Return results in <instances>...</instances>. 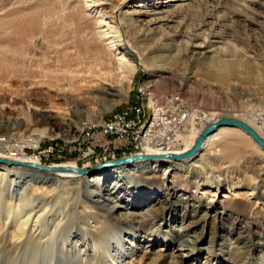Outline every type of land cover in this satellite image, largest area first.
<instances>
[{"label":"rangeland","instance_id":"obj_1","mask_svg":"<svg viewBox=\"0 0 264 264\" xmlns=\"http://www.w3.org/2000/svg\"><path fill=\"white\" fill-rule=\"evenodd\" d=\"M30 1L32 0H0V16L4 17L11 5ZM105 1H115L120 4L119 10H115L114 16L116 19H120L124 26L130 23L135 26L136 17L148 19L147 14L133 13L150 8V5L142 0ZM196 2L201 5H194L187 15L176 17L165 26L159 24L152 26L149 28L150 32H143L145 37L139 33L136 34L138 39L145 38V40L152 36L155 38V42L140 43V46L129 50L130 57L135 60L137 68L129 85L122 84L118 79L113 82L118 93L112 90L117 95L109 96V98H100L95 88L96 85L89 84V65L93 63V60L89 57L87 48L81 44L80 35L71 26L60 24L61 26L55 28L54 36L44 39L39 44L36 43L38 40L34 37L28 39L30 44L27 41L23 44L0 45V144H4V148H6V145L13 143H24L22 145L26 149L32 146L29 142H37V146H41V149L52 142L65 150L64 158L50 160V155H36L33 152H37V150L27 149L22 151L23 160L17 161L30 162L26 159L37 158L38 163H32L39 165L73 163L76 167L94 166L99 162V159L111 158V151L99 150L96 152V156L84 157L83 162L82 158L78 156V149L84 148L89 130L100 127L101 124H108L114 114H123V107L132 98H135L139 85L143 96H140V99H134V106H140L138 120L133 123L132 127H129L128 136H136L146 130L143 127L144 120L148 116V106H141V104L150 102V113H153V106L158 107V102H155V94L159 95V101H169L172 98L186 101L189 109L198 110L201 117H207L206 120L202 119L200 127L192 124L191 121L187 122L180 149L184 146V142H187V137L192 134L193 138L198 131L218 117L238 116L242 117V120L248 118L254 120V116L257 114L264 117V0L260 1L263 6L248 0H236L237 4L219 3L222 6L216 11V18L212 17L210 20L213 23L210 25L213 26L215 32L221 34L222 38H218L220 43L214 45L213 51L204 50L207 51L205 61L195 60L196 52L188 53L185 44L187 36H191L197 25L204 19L205 4L216 5L217 2L212 0H197ZM144 22L138 21L137 24L145 28ZM124 26L120 28L123 41L131 40L135 45H138L139 43L132 40V30ZM137 28L139 27L137 26ZM207 31L205 30V32ZM163 32L182 35L170 44L169 50L163 52L167 55V60L162 62L165 63L164 73L172 76L173 82L170 81V78L154 82L157 77L148 76V67L142 65L137 56L138 53L148 56L150 50H156L161 45L160 41L164 37ZM2 36L4 37L1 40L6 41L13 35L7 33ZM183 52L188 56L185 60L181 59ZM214 61L229 65L237 64V67L232 69L228 78L223 79L215 73ZM159 74L161 73L159 72ZM120 100L122 101L118 102ZM116 102L118 103L110 107L112 103ZM255 124L261 127L264 125V120H259ZM148 132V136H150V129ZM227 133L235 135V139L237 138L235 142L240 150L232 159L225 158L219 150H212V152L209 151L211 156L208 160L197 161L193 166L190 164L197 157L187 160L186 163L178 161L157 163L153 166L143 164L145 168L130 167L133 172L128 175L133 174L134 176L131 178L138 177L137 187L134 186V182L129 183L127 180L121 181L117 178L119 177L117 172L121 170V167L109 170L111 174L107 176L108 179L104 184L100 178L103 171L89 179L79 176L60 178V181H64L66 200L76 203L75 209L80 213L87 212L88 214L84 215L82 223L78 225L77 233L79 234L72 239V242L69 238L65 242L63 237V239L59 237L57 242L62 241L59 244L66 253L78 251L85 257H82L83 259L97 256L95 241L91 240L89 233L84 229L89 227V223L95 225V222H92L93 219L89 217V209L93 206H101L104 210L123 212L124 219L132 226V229L127 231L131 236L124 235L122 232L123 241L121 244L123 243V246L115 248L112 247L115 244L113 243L108 246L110 251H105V254L106 259L108 258L107 264L116 260L121 261L122 264H133V260L139 261L141 255V252L137 253L136 240L132 239L133 233L137 235L135 231L139 222L143 218L150 217L156 209L169 204L173 215L169 214L158 218L151 231L148 230L150 235H145L147 239L153 238V245L150 246L152 242L139 244L140 249L147 246L150 250L147 261L159 258V255L162 254L160 257L162 263L160 262V264H229L226 260L234 263L236 257L242 264H264V219L262 215L249 212L239 213L241 210L230 208L223 210L221 203L224 190L214 194L215 191L217 192L216 185L222 178L229 180L239 190L246 188L249 183L260 188L262 182L256 175L261 173L264 168V151L257 149L235 128L226 127L220 137ZM2 140L4 141L2 142ZM213 141L215 140H210L211 143ZM158 144L160 143L149 137L148 140L142 139V135L138 138V146L143 153L163 154L179 150L151 151ZM127 154H139L136 142H128L127 146L116 148L113 157ZM3 158L13 159L7 156ZM1 165L3 164H0V167ZM6 170L10 175H7V179L0 180V188L4 193L7 192L9 179L17 181V174L23 173L22 170L15 171L12 166L8 169L0 168V173H4ZM28 174L29 172L25 174L24 178L22 177L20 186H28L29 181L30 183L47 182L45 179L49 180L52 177L31 179ZM152 175L172 177L173 183L177 186V196L169 197L160 186L155 191H151L144 179ZM140 177H144V179H140ZM92 181L98 182V186L92 185ZM34 186L36 188H32V190L37 193L45 194L50 190V188H46L47 186L43 188L35 184ZM136 188L137 191L134 193ZM207 188L213 190H207L209 192L200 195V191ZM74 191L77 192V196L72 193ZM184 192L195 196V199L189 200V204H186L182 199ZM28 198L29 200L26 202L31 207L33 202L31 197ZM234 199L231 200L232 205H235ZM48 201L50 200L43 203L47 209L51 205ZM213 205L215 208L212 207ZM261 205L264 209V199ZM193 206L197 209L196 212H193ZM57 215L56 218L40 220L41 224L45 225L44 230L58 232L63 225L70 222V217L65 219L63 214ZM195 221H198L197 224ZM30 224L29 222L27 227ZM255 224L259 227H255ZM239 228H242L241 234L237 235L236 232ZM74 229L73 227L70 231L73 232ZM244 230H255L254 236L251 239L249 237L245 239ZM153 231H156L155 235H152ZM159 231L161 234L166 233L170 241L162 238ZM179 236L183 237L182 242L194 246L199 252L195 255L191 254L189 259L183 258L180 261V257L176 256L177 253L174 252L171 245H164L166 241L167 245L170 242H176L177 239L179 241ZM237 237H240L239 240L236 239ZM86 248L88 250L85 253L83 250ZM246 248L247 250L249 248L251 254H245ZM212 254L216 256L213 257Z\"/></svg>","mask_w":264,"mask_h":264},{"label":"bare ground","instance_id":"obj_2","mask_svg":"<svg viewBox=\"0 0 264 264\" xmlns=\"http://www.w3.org/2000/svg\"><path fill=\"white\" fill-rule=\"evenodd\" d=\"M119 0L118 2H120ZM144 3L150 5V10L144 8V11H134V14H147L148 19L136 17L134 24H126L125 26L120 22V19H116L114 16L115 10H119V3H115V1H105V0H32L27 3H15L10 6V10L6 13V15L0 16V45H12V44H23L29 43L28 39H33L34 37L38 40L36 43H42L44 39L51 38L55 34V28L62 25H68L78 32L81 37V44L87 48L89 51V57L93 60V65H89V84L96 85V90L99 93L100 98H109V96H116L114 92L118 93L115 90V86L113 82L115 80H119L122 84L129 85L131 82L132 75L134 74L137 66L135 64V60L130 57L131 53L130 49H134L135 46H140V43H149L155 42L154 37L148 38H139L136 36L137 33L145 37L144 31H149L152 26L159 24L165 26L169 22H172L176 17L187 15L189 11L193 9L194 5H201L196 2L197 0H142ZM179 1V2H178ZM204 1V0H198ZM206 1V0H205ZM210 1V0H209ZM216 1V5H207L205 4L203 17L204 19L197 25L195 32L191 36H187V41L185 44V49L194 54L196 52L195 60H204L206 58V53L214 50V45L216 43H220L218 38H222L221 34L219 35L214 31L213 24L210 20L212 17L216 18V11L220 9L222 4L219 3H233L237 4L236 0H212ZM254 3H258L259 5L263 4L258 0H248ZM173 2V3H172ZM178 2V3H174ZM206 3V2H205ZM140 6V5H139ZM143 6V5H142ZM203 6V5H202ZM112 12V13H111ZM1 15V14H0ZM139 18V19H138ZM145 21V28L140 27L137 22ZM120 22V23H119ZM127 27L132 30L131 37L134 42L139 43L135 45L131 40L122 39L120 34V28ZM137 26L139 28H137ZM206 27V28H205ZM208 27V28H207ZM210 27V28H209ZM205 30L207 32H205ZM130 31V30H126ZM164 31V30H163ZM13 35L9 40H1L4 36L2 34ZM164 37H162L160 41V46L156 50H150L148 56H144L143 53H138V60L142 65L146 68L148 67V76L149 77H157L154 79V82L161 81L166 78L173 82V77L166 75L164 73L165 66L162 62L167 60V55L163 52L169 50L170 44L176 41L177 38L181 37L180 33L169 34V32H163ZM147 35V33H146ZM159 40V39H158ZM35 43V42H34ZM33 44V43H32ZM157 44V43H156ZM36 45V44H34ZM188 56L183 52L181 55V59H187ZM162 60V61H161ZM194 61V62H197ZM172 63V62H171ZM215 65V73L219 75V77L225 79L228 78L229 74L232 73V69L237 67V64H223L218 61H214ZM65 70V69H64ZM159 72L161 74H159ZM164 74V76H163ZM157 79V80H156ZM167 82V81H166ZM165 82V83H166ZM121 84V85H122ZM65 89V88H64ZM67 89V88H66ZM109 101V99H108ZM122 100L118 101L121 102ZM171 105L178 106V101L182 103L185 108H188L186 101L178 100L175 98L170 99ZM112 103L110 107L117 104ZM189 109V108H188ZM158 110L157 106H153V118L156 119L155 114ZM36 115V114H33ZM38 115V114H37ZM208 116V115H207ZM207 117H201L200 111L192 110L189 114L185 116V121L182 122V133H177L176 130L173 133L176 135V144L178 147H175V144L171 143H160L155 148H152L151 151L155 152H168L173 149H179L173 151L172 153H183L191 148L195 139L200 134L201 131H198L195 136L192 138V134L187 137V142H184V146H182L181 140L184 138V133L186 132L187 122L191 121L192 124L199 126L201 125L202 119L206 120ZM219 118V117H218ZM216 118L214 121H216ZM230 118V117H227ZM242 117H232V119L241 120L246 123L249 127H251L261 138L264 140V125L258 127L255 122L259 120H264V117L261 114H257L254 116V120L241 119ZM213 121V122H214ZM180 122L178 123L179 127ZM83 125V124H82ZM81 126V124H80ZM83 127V126H82ZM195 127V126H194ZM228 128H235L238 130L249 142H251L257 149L264 151V149L249 135L245 130L236 126H221L215 129L212 133H210L206 139L204 140L201 149L194 155L189 158L176 160L170 158H160L153 160H139L135 161L131 164L119 165L115 167H110L102 170L103 173L100 174L101 182L104 184L107 176L111 174L109 170H113L115 168H120L117 173H119V180L124 181L127 180L130 182H134V186L137 187L138 177L131 178L134 175L130 174L133 170L130 169L137 168H145L143 164H147L149 166H153L157 163H174V162H183L186 163L187 160L195 159V161L191 162V166L200 161L208 160L209 156H211L212 150H219L225 158H233L236 154H238L239 147H237V143L235 142V135L232 133H227L220 137L223 133V130ZM240 129V130H239ZM242 130V131H241ZM148 129L142 131V139L148 140ZM25 138V137H24ZM21 139V138H18ZM215 140L213 143L210 140ZM22 140V139H21ZM4 140H2L3 142ZM239 142V141H238ZM24 144V143H22ZM20 144H11L6 145L4 148V144H0V158L7 156L8 160H23L22 151H26L25 146ZM31 148L37 146V142H29ZM21 147V148H20ZM219 147V148H218ZM206 148V149H205ZM218 148V149H217ZM203 149H205L203 151ZM208 151V152H207ZM211 151V152H209ZM202 152V153H201ZM6 154V155H5ZM141 154V153H140ZM143 154V153H142ZM148 154V153H145ZM155 154V153H152ZM163 154H171V153H163ZM160 155V154H157ZM116 157V156H115ZM114 158V157H113ZM7 159V158H6ZM110 159V158H108ZM29 163L37 162V158H27ZM106 161V160H105ZM103 162V161H101ZM201 162V163H202ZM33 163V164H35ZM99 163V162H98ZM3 164V163H0ZM97 164V163H96ZM204 164V163H203ZM57 167H76L73 163L68 164H59L52 165ZM11 166H7L6 164L1 165L0 168L5 169ZM195 167V166H194ZM15 171L22 170L23 173L17 174L18 180L15 181L13 179H9V184L7 188V192L4 193L0 188V264H107L108 258L106 259L105 251L109 250L111 244L115 243L112 247H122L123 241L121 234L124 232V235H130L128 229H132L130 222H127L124 219L123 212H115L110 209L104 210L101 206H93V208L89 209V217L93 219L92 222H95V225L89 223V227H85V231L89 233V237L91 240L95 241L96 246V254L97 256H91L89 258H85L78 251H73L72 253H66L63 247L59 244L62 241H58L63 237L65 238V242L67 239H72L77 236L79 233V224L82 223L84 215L88 214L87 212L80 213L75 208L76 203L68 202L65 196V188L64 181H60V178L66 179L71 176H79L75 172L72 171H55V172H41L38 170H30L28 168H23L21 166H12ZM10 170V169H9ZM6 170L4 173H0V180L2 178L7 179V175L9 171ZM100 171L99 173H101ZM261 173H257V178L262 182L260 188L252 183L248 184L246 188L243 190L236 189L234 185L229 182L226 178H222L220 182L216 185L217 194L218 191L221 192L224 190V194L222 195L223 202L222 209L226 208L241 210L239 213H256L261 214L264 219V209L261 205L262 200L264 199V168L261 170ZM28 176H31V179H35L37 177L41 179H45L46 177H50L49 180L45 179L47 182H38V183H30L28 182V186H20L22 182V177L24 178L25 174L28 173ZM98 173V174H99ZM163 175V174H162ZM162 175H152L147 179H144L146 185H148L151 191H155L159 186L166 192L169 197L177 196V186L173 183V178L167 176L162 177ZM27 176V175H26ZM82 177V176H79ZM140 177V179H142ZM98 181V179H96ZM143 181V180H141ZM13 182V183H12ZM55 182V183H54ZM58 182V184H56ZM92 181V185H97L98 182ZM42 183V184H41ZM50 183V184H48ZM101 183V184H102ZM32 184V185H31ZM35 185L41 186V188L47 186L46 188H50L49 192L37 193L32 190V188H36ZM40 184V185H39ZM48 184V185H46ZM100 184V185H101ZM102 184V185H103ZM39 188V187H37ZM224 188V189H222ZM21 190V191H20ZM207 190L212 191L213 189L207 188L200 191V195H204ZM137 188L134 190L136 193ZM77 196V192H72ZM83 193V192H82ZM47 195V196H45ZM26 196L27 198H25ZM28 197H31L33 204L31 207L27 204L26 200H29ZM185 199H184V198ZM234 199V204L232 205L231 200ZM182 199L185 200L186 204H189V200H194L195 196H191L184 192ZM50 200L48 202L51 203L49 208L45 206L44 201ZM187 200V202H186ZM29 203V202H28ZM59 204V205H58ZM257 205V206H256ZM215 208V205L212 206ZM63 209L60 211V209ZM130 209H133L130 207ZM196 208L193 206V212H196ZM60 211V212H58ZM173 210H170V206L165 205L164 207H160L152 212L150 217L143 218L136 229L137 235H134L132 239H135L138 246H136L137 253L141 252L139 261L133 260V264H160L162 254L159 255V258H153L152 261H147L149 258L148 254L150 250L147 246H144L140 249L139 244L143 242H152L153 238L147 239L145 235H150L148 230L151 231L155 221L158 218H161L165 215H173ZM263 211V212H262ZM39 213V214H38ZM61 213V214H60ZM63 214V218L70 217V222L63 225L58 232L51 231L48 229L44 230L45 225L41 224V219L48 220V218H54ZM26 215V216H25ZM56 218V217H55ZM62 218V217H61ZM34 219V220H33ZM82 220V221H81ZM233 220V219H232ZM235 220V219H234ZM233 220V221H234ZM31 223L28 227L27 224ZM34 222V224H32ZM196 224L198 221H195ZM51 223V222H50ZM44 225V226H43ZM51 226V225H50ZM56 226V225H55ZM75 228L74 231H70L71 228ZM52 227V226H51ZM255 227H259L255 224ZM50 228V227H48ZM127 229V230H126ZM241 229L239 228L237 235L241 234ZM247 229V228H246ZM237 230V229H236ZM69 231V232H68ZM255 231V230H254ZM253 230H244L243 235L244 238L251 239L255 233ZM161 234V231H159ZM252 233V234H251ZM156 231L152 232V235H155ZM157 233V235H160ZM88 235V234H87ZM123 235V234H122ZM131 236V235H130ZM55 237V239H53ZM162 238L170 241V238L167 237L166 233L161 234ZM62 238V239H63ZM182 236H179V241L177 239L176 242H170L168 245L166 242L165 246H170L177 253V257H180V261L183 258L189 259L191 254L195 255L198 253V249L194 246H189L187 242H182ZM240 237L236 239L239 240ZM181 240V242H180ZM242 240V238H241ZM159 241V239H158ZM157 242V241H156ZM160 242V241H159ZM58 243V244H57ZM252 243V242H251ZM75 244V243H74ZM136 244V245H137ZM134 248V246H133ZM88 248L84 249L85 253ZM262 250V249H261ZM110 251V250H109ZM245 254L249 253V248L244 250ZM125 253V252H124ZM69 254V255H68ZM95 254V255H96ZM140 254V253H139ZM122 255V254H121ZM71 256V258H70ZM187 256V257H186ZM215 257V254H212ZM83 257V258H82ZM253 257V256H252ZM71 259V260H70ZM119 259V258H118ZM152 259V258H151ZM225 261V260H224ZM235 262H231L230 260H226V262L233 264H242L239 259L236 257ZM162 263V262H161ZM110 264H122L121 261L116 260ZM129 264V263H126ZM181 264V263H179Z\"/></svg>","mask_w":264,"mask_h":264},{"label":"built area","instance_id":"obj_3","mask_svg":"<svg viewBox=\"0 0 264 264\" xmlns=\"http://www.w3.org/2000/svg\"><path fill=\"white\" fill-rule=\"evenodd\" d=\"M135 98H132L130 102L123 107V114L112 115L111 121L108 124H101L100 127L89 130L88 140L85 143L83 149H78V156L82 158L84 162V157L86 156H96V152L99 150H110L111 158H113V152L116 148L121 146H127L128 142H136V147H139V154L143 153L140 146H138V138L141 134H136V136H128L129 127L133 126L138 120V113L140 106H134V99H140L143 96L140 85ZM155 102H158V112L154 113L156 119L153 118V113H150V102L147 104H141V106H148V116L144 120L143 129H150V136L152 140H156L157 143H171L176 144V135L173 133L176 130L177 133H182L181 124L185 121V116L192 111V109L185 108L181 102L178 101V106H171V101H159V95L155 94ZM179 127H178V123ZM41 146H36L33 149L34 154H47L50 155V160H55L56 158H64V151L58 144H53L52 142L41 148ZM39 149V150H38ZM28 152H30L28 150ZM63 154V155H62ZM57 159V160H58ZM108 159H99V162ZM88 167V166H87Z\"/></svg>","mask_w":264,"mask_h":264},{"label":"water","instance_id":"obj_4","mask_svg":"<svg viewBox=\"0 0 264 264\" xmlns=\"http://www.w3.org/2000/svg\"><path fill=\"white\" fill-rule=\"evenodd\" d=\"M221 126H236L239 128H242L246 131L247 134H249L263 149H264V140L246 123H244L241 120L227 118V117H219L216 121L211 122L209 125L202 128L200 134L195 139L193 145L189 150L183 153H171V154H127V155H121L114 158H110L106 161L99 162L91 167H57L52 165H39V164H33L29 162H23V161H17V160H7L4 158H0V163L6 164L7 166H21L23 168H28L30 170H38L41 172H55V171H72L75 172L77 175L85 177L87 179L97 175L100 171L115 167L119 165H126L131 164L135 161L139 160H153V159H160V158H170V159H176L181 160L185 158H189L192 155L196 154L200 149L201 146L206 139V137L212 133L215 129ZM88 187V186H86ZM87 190V188H86Z\"/></svg>","mask_w":264,"mask_h":264}]
</instances>
